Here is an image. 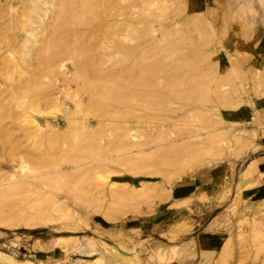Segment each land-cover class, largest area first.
<instances>
[{
    "label": "rangeland",
    "instance_id": "rangeland-1",
    "mask_svg": "<svg viewBox=\"0 0 264 264\" xmlns=\"http://www.w3.org/2000/svg\"><path fill=\"white\" fill-rule=\"evenodd\" d=\"M55 2L0 0V104L10 109V114H20L19 122L14 124L17 128L15 132L29 149L39 150L51 136L70 132L66 140L56 143L57 148L51 153L56 154L49 160L57 162L54 170H59L60 164L61 168L67 167V174H72L75 165L80 163L77 165L67 161L64 154L68 151L67 147L77 140L83 141L86 138L84 136L95 132L97 139L93 144L98 150L101 148V151L104 147V152L96 157L88 152L87 159L81 161L79 167L82 164L89 167L105 165L109 156L117 155L114 157L117 161L111 158L114 163H111L113 166L108 163L111 162L109 159L106 165L110 168L107 167V170H102L104 167L100 166L102 168L99 167L101 170L98 169L97 174L96 170L93 171L89 178H81L82 182L79 178L78 186L79 183L85 187L89 185V193L86 191V194L84 192L79 195L78 187L74 188L75 183H71L72 179L61 178V183L69 181L61 184L57 177H53L54 180L46 179L47 182L44 180L46 176L42 179L40 175V178L39 174L50 166L40 170L38 175L28 174L30 178L34 176L32 180L22 176L23 170L17 162L18 155L5 152L6 145L3 146L2 141L4 136L0 131V176L5 175L4 181L0 179V188L8 190L12 183L15 188L0 197V201L14 200L24 205L43 197L45 199L50 193L55 196L47 207L51 219L38 227L25 224L15 227L0 225V252L16 264H87L83 260L92 259L88 256L91 249L97 251L94 259L101 258L95 264H264V0H104L98 11L102 13L108 9L109 17L103 16L102 20L93 18L91 13V16L88 13L77 15L79 18L76 16L73 23H66L63 32L55 33L53 42L54 39L48 38L47 33L42 34L41 29L56 17ZM82 20H89L90 23L80 26ZM101 22L106 27L99 32L96 29ZM120 29L123 31L114 33ZM74 33L80 34V39H74ZM16 37L17 41L14 40ZM41 39L46 41L40 49L41 53L45 52L42 53L45 58L58 52L60 55L49 65L45 64L44 75L40 76V79L43 78L41 86L45 83L43 89L41 86V90L34 87L31 92L35 93L33 96L28 100L20 96L21 100L16 99L14 105L13 97L2 94L1 89L12 84L11 72L19 76L24 72L26 74L24 54L28 48H38V40ZM175 39L181 40V43L174 42ZM169 41L178 44V47L174 45L167 61L181 69L175 81H165L164 77L159 80L166 86L172 87L175 82L178 89L181 87L177 97L179 99L167 101L157 111L146 106H134L131 110L135 112L132 113L135 118L130 115L124 119L115 118V121L114 118L107 121L106 117L100 116L103 111L111 108L100 99L96 101L97 111H89L93 98L84 87L87 82L75 75V63L84 62L85 56L83 52L74 51V48L91 45V54L97 58L102 72L106 69L119 70L122 66H117V61L122 64L132 63L137 57L149 54L150 50L161 48ZM49 47L53 50H48ZM198 57L200 59L197 60ZM187 58L196 60L195 63H189L194 68L184 66L182 60ZM196 62L200 64L199 67ZM35 63L41 68L38 64L40 60ZM181 74L185 75V79L182 77L180 81L178 79H181ZM189 76L196 80L189 79L190 84L187 83ZM200 81L208 86L204 88L198 83ZM199 84L204 90L199 89ZM186 90H190L191 93L187 92L191 96L184 93ZM44 94L45 100H42L41 95ZM185 95H188L187 98L190 96L191 100ZM206 96L207 99L204 98ZM26 101L32 103L28 121H25L22 107L29 103ZM114 108L128 109L124 106ZM2 113L4 109L0 106ZM138 115L139 119L155 116L164 118V121L156 119V122L153 119L154 123L150 120L152 124L138 123L135 121ZM0 122L10 127L11 117ZM125 124L130 127L131 134L128 129V134L121 137L122 140L125 138L123 142H134L130 148L138 142L146 143L141 146L143 150L138 149L140 145L137 144V148H125V151L120 149L121 155H115L111 150L114 151L116 143L111 142L113 149L109 153L106 151L107 145L112 139H119L117 133L124 135ZM115 125L125 127L121 126L122 130L118 131ZM100 126L102 133H105L102 136L97 133ZM197 143L202 145L198 146ZM184 144H196V150L202 147V151L196 154L189 149L191 151L187 152L190 154L183 153L182 160H179L180 157L169 164L163 160V164L162 157L176 154L171 152L173 148L178 146L175 148L178 149ZM175 149L173 152H178ZM139 150L141 152L138 154ZM155 151L158 153L154 154ZM152 155L155 156L152 158ZM119 157H123L124 162L127 158L139 157L135 159H138L135 164L139 165L137 169L141 173H133V167H128V163L123 164ZM253 159L256 163L249 168ZM87 165L82 168L88 170ZM81 167L80 171L76 167L75 172H81ZM36 175L39 178H35ZM19 179L29 181L23 183ZM47 183L49 186L61 185V188L55 186L53 191V187L49 188ZM145 186L155 191L137 196L139 189ZM116 188H127L125 190L137 195L132 193L135 199L122 200L121 203L119 197H114ZM157 190L161 192L155 195ZM112 197L119 200H113ZM118 202L120 204H115ZM117 206L121 207L117 209ZM135 206H140L139 210L136 208L140 213L132 209Z\"/></svg>",
    "mask_w": 264,
    "mask_h": 264
},
{
    "label": "bare ground",
    "instance_id": "bare-ground-1",
    "mask_svg": "<svg viewBox=\"0 0 264 264\" xmlns=\"http://www.w3.org/2000/svg\"><path fill=\"white\" fill-rule=\"evenodd\" d=\"M102 1H104V0H56V2L54 3V14H55V16L56 17H53V21L49 24V25H47L46 27L45 26H43L42 27V29H41V33L42 34H45V33H47L48 35H47V37L49 38V37H52L51 39H54L53 40V42L55 41V37H54V35H55V33H57V32H63L64 31V28H65V26H66V23H68V22H72L73 23V21L78 17L77 15H81V14H85V13H91L93 16V18H95V19H102L103 20V16L104 17H109V14H108V9L105 11V12H99L98 11V7L99 6H102V5H100L101 3H103ZM107 3H108V1H106ZM103 5H105V3L103 4ZM107 8H109V6L107 7ZM100 9V8H99ZM104 10V9H103ZM102 11V10H101ZM87 15V14H86ZM90 15V14H89ZM77 16V17H76ZM88 16V15H87ZM91 16V15H90ZM79 18V17H78ZM80 18H82V16L80 17ZM84 18V17H83ZM91 18V17H90ZM89 18V19H90ZM62 19H63V21H62ZM78 20H80V22H81V19H78ZM89 21V20H88ZM88 21H84L83 22V20H82V23H81V25L80 26H82L83 25V23L85 24V23H90V22H88ZM79 22V21H78ZM71 23V24H72ZM73 25V24H72ZM76 25H77V23H76ZM69 26V25H68ZM67 26V27H68ZM78 26H79V24H78ZM87 26V25H86ZM106 27V24L105 23H103V22H101V23H99V24H97V31H99V32H102L104 29L103 28H105ZM106 31V30H105ZM117 32H114V33H118L119 31H123V29H120V30H116ZM74 32V31H73ZM97 33V32H96ZM107 33V32H106ZM62 34V33H61ZM61 34H59V35H61ZM102 35H104L103 33H102ZM63 36V35H62ZM80 34H78V33H74V35H73V37H74V39H76V38H78V39H80ZM54 37V38H53ZM71 37H72V35H71ZM76 37V38H75ZM63 38H65V37H63ZM44 39V38H43ZM56 39H57V35H56ZM72 39V38H71ZM177 39V38H176ZM176 39H175V41L174 42H177L178 43V41L181 43V40H177L176 41ZM187 39V38H186ZM15 41H17V37L14 39ZM13 40V41H14ZM73 40V39H72ZM39 41V43H40V45H39V47L38 48H36V49H34V48H31V49H27L26 50V53L24 54L25 55V57L23 58V62H24V66H25V69H24V71H26V74H24V73H22L20 76L19 75H17V74H15V73H13V72H11L12 73V75H11V78H12V84H10L9 86L7 85V87L4 89V90H2L1 89V93L2 94H4V95H8V96H10V97H13V101H14V105H15V101H16V99L18 100V99H20L21 100V97L22 98H25V100L27 99L28 100V98H30V96L32 95H34L35 93H31V92H33V89H34V87H36V88H38L37 90H39L40 89V86H41V82L43 81L42 79V77H43V71H45V64L46 65H49V63H51L53 60H56L55 58H57L59 55H60V52H58V54L56 53V54H51L50 56H46V58H45V56L43 55V54H45V52L42 54L41 53V51H40V49H41V47L43 46V43H45L46 41H44V40H38ZM59 41H60V37H59ZM59 41H57V42H59ZM62 41V40H61ZM77 41H79V40H77ZM84 41V40H83ZM86 41V40H85ZM87 41H89V42H91L89 39L87 40ZM173 40H171V42H172ZM49 42H50V40H49ZM75 42H76V40H75ZM80 42V41H79ZM170 41H169V43L167 42L166 43V45H164L163 47H161V48H154V49H152V50H150L151 52L149 53V54H147L146 53V55L144 54V55H141L140 57H137L136 59H134V61L132 62V63H129V64H122V62H120V61H117L118 63L116 64L117 66H122L121 67V69H119V70H115V71H113V70H105V71H100V67H99V64H98V61H97V58H95L94 56H92V54H91V52H92V50H93V48H91V45H90V47L88 46V47H86L87 46V44H85L86 46H78L76 49L74 48V51H78V52H83L82 54H83V56H85V57H83V58H85L84 60V62H76L77 60L75 59V69H76V74L75 75H77V76H79V77H82V78H84L85 80H86V84L84 85V87H85V89H87V91H89V93L91 94V97L93 98V99H91V101H90V107H89V111L90 110H92V111H94V112H96L97 110V105H98V103H96V101H98L97 99H100V101L101 102H103V103H105V104H108L109 106H111V108L110 109H108V110H106V111H103L101 114H100V116H102V117H106V119H107V121H111L113 118H114V121H115V118H119V119H124L125 117H127L128 118V116H133L134 117V115L132 114L134 111H132L131 109L134 107V106H138L139 108L141 107V108H144L145 106L147 107V108H150V109H152V110H154V111H157L159 108L161 109L162 107V105L164 104V103H168L167 101H175V100H173V99H179V98H177L178 97V95L181 93L180 91V89H181V87H180V89H178V86H176L174 83H173V85H172V87H170L171 85H169V86H166L165 84H162L161 82H160V80H159V78H161V77H164V80L166 81V79L167 80H169V82H172V81H175L176 80V77H177V73H179V71H180V67H178V66H176L175 65V63L173 64L171 61H167V59H168V57H170L171 56V54H172V49H173V47H178L177 45H175L176 43H171ZM14 43V42H13ZM48 43V42H47ZM60 43V42H59ZM74 43V42H73ZM84 43V42H83ZM88 43V42H87ZM52 44H54V43H52ZM72 44V43H71ZM77 44V43H76ZM76 44L73 46V47H75L76 46ZM81 44V43H80ZM55 45V44H54ZM60 45V44H59ZM68 45H69V47L71 48V46H70V43H68ZM175 45V46H174ZM46 45H44V47H45ZM48 46H50V45H48ZM57 46V45H56ZM66 46V45H65ZM47 47V46H46ZM68 47V46H67ZM55 48V47H54ZM56 48H58V46L56 47ZM44 49V48H43ZM71 49H73V48H71ZM174 49H176V48H174ZM48 50H53L52 48H50L49 47V49ZM56 50V49H55ZM65 50H66V48H65ZM67 50H69V49H67ZM63 51H64V49H63ZM62 52V51H61ZM65 52V51H64ZM66 53H67V51H66ZM65 53V54H66ZM69 53H70V51H69ZM76 53V52H75ZM93 53V52H92ZM61 54H63V52L61 53ZM68 54V53H67ZM74 54V53H73ZM82 54H80V55H82ZM80 55H79V57H80ZM74 56V55H73ZM72 56V57H73ZM64 57H66L65 55H64ZM75 57H76V54H75ZM78 57V58H79ZM98 57V56H97ZM128 57H130V55L128 56ZM190 58H191V56H189ZM74 58V57H73ZM190 58H187L186 60H182L183 62H184V66H186V67H190V65L191 64H189V63H191L192 61H193V63H195V61L193 60V59H190ZM194 58V57H193ZM203 58V57H202ZM35 59H37L38 61H36ZM81 59V58H80ZM184 59V58H183ZM189 59V60H188ZM195 59H196V57H195ZM198 59H200V57H198L197 58V60ZM35 60V61H34ZM39 60L41 61V63H38L39 62ZM60 60V59H59ZM62 60V59H61ZM100 60V59H99ZM123 60V59H122ZM203 60V59H202ZM201 60V61H202ZM182 61H180V63L182 62ZM35 62H37L39 65H41V68L39 67V66H37L36 65V63ZM59 62V61H58ZM174 62H176V61H174ZM179 62V61H178ZM56 63V62H55ZM177 63V62H176ZM197 63V62H196ZM199 63L201 64V62H200V60H199ZM185 64H189V66L188 65H185ZM199 64V65H200ZM42 65H44V66H42ZM182 65H183V63H182ZM197 65H198V63H197ZM197 65H195V67L197 66ZM199 65H198V67H199ZM53 66H54V63H53ZM49 67V66H48ZM192 68H194L193 67V65L191 66ZM190 67V68H191ZM51 68H52V66H51ZM42 69V71L41 72H39L40 70ZM49 69V68H48ZM183 74V73H182ZM181 74V79H178V80H182V77H184V79H185V75H182ZM184 74H186L185 72H184ZM191 75V74H190ZM193 75V74H192ZM195 75V74H194ZM193 75V76H194ZM40 76H42L41 78L42 79H40ZM187 76V75H186ZM195 76H197V75H195ZM190 77V78H189ZM188 77V79H186V80H189V79H191V76H189ZM201 77V76H200ZM179 78V77H178ZM198 78H199V75H198ZM202 78V77H201ZM196 80L195 79V77H192V79L191 80ZM83 80V79H82ZM191 80H189V81H187V83H189L190 84V81ZM197 80H199V79H197ZM200 80H202V79H200ZM185 81V80H184ZM203 81V80H202ZM14 82H16L15 84H14ZM85 82V81H84ZM82 83V82H81ZM178 83V82H177ZM185 83V82H184ZM194 83V82H193ZM197 83V82H196ZM198 83H201V81L200 82H198ZM203 83V82H202ZM201 83V85L204 87V88H206V86H208L206 83L203 85ZM43 84V83H42ZM45 84V83H44ZM44 84L41 86V88L43 89V86H44ZM195 84V83H194ZM193 84V85H194ZM181 85V84H180ZM179 85V86H180ZM188 85V84H187ZM200 84L198 85V86H200L199 87V89H203L204 90V88H201L202 86H201ZM191 86V85H190ZM195 86V85H194ZM198 86H196V88L195 89H197L198 88ZM82 87V86H81ZM188 89V88H187ZM190 89V88H189ZM194 89V90H195ZM199 89H197V91L199 90ZM208 89V88H207ZM41 90V89H40ZM192 90H193V87H192ZM34 91H36V89L34 90ZM182 91H184V90H182ZM188 90H186V92H184V93H188L187 92ZM200 91H202V90H200ZM7 93V94H6ZM189 93H191V92H189ZM188 93V95H190ZM196 93H198V92H196ZM194 95H195V93H193ZM204 94V93H203ZM16 95H19V97H16ZM182 95V94H181ZM184 95V94H183ZM187 95V96H188ZM21 96V97H20ZM42 97V100H45V94L44 95H41ZM186 96V95H185ZM187 96H186V98H187ZM191 96V95H190ZM189 96V97H190ZM207 96H209V95H207ZM207 96L206 97H204V98H206L207 99ZM214 96V95H213ZM219 96V95H218ZM188 97V98H189ZM210 97H212V96H210ZM96 98V99H95ZM187 98V99H188ZM192 98H193V95H192ZM186 99V100H187ZM190 100H191V98H189ZM208 99H209V97H208ZM183 100V99H182ZM30 101V100H29ZM29 101H26V102H29ZM212 101V100H211ZM25 102V101H24ZM31 102V101H30ZM27 103V104H23L22 105V107H24L23 109H24V111H23V115H25V121H28L30 118H29V109H30V107H32V103ZM99 102V101H98ZM31 104V106H29V105ZM89 104V103H88ZM172 104H174V103H172ZM25 105H27V106H25ZM44 105V104H43ZM0 106H1V108L2 109H4V113H2V114H0V121H4L5 119H7L8 117H11V126L10 127H8V126H6L5 124H2L1 122H0V131L2 132V136H4L3 137V139H2V141H3V146L4 145H6V148H4L5 149V152L7 151L8 153L9 152H11L12 154H13V152H15L14 154H16L15 156H17L18 155V160H17V162H18V165L20 166V168H21V170H23L22 172H21V175L22 176H28V174H29V176H30V173H32L33 175H34V173L35 174H37L38 175V173L40 172V170L42 171V169H45V168H47L48 166H50L49 168H48V170H51L49 173H48V170H43V173L41 172L40 174H39V177H40V175H41V177H42V179H44V177H45V182H47L46 181V179H52V180H54L56 177L58 178V179H60V183H61V178L62 179H65L66 180V178H68V179H72V181H71V183H75V187L74 188H77V190H79L78 192H79V195H80V193H82V194H84V192H85V194H86V191L88 190V188L87 187H85L84 186V184L83 183H79V186H78V182L77 181H79L80 182V180H81V178H87V176H88V178L91 176L90 174H92V172L93 171H95L96 172V174H97V170L99 169V170H101L100 168H102V167H104V168H102V170L103 169H105L106 168V170H107V167H109V166H107L106 165V163H107V161H109V159H111V158H113V160H115L114 159V157L116 158L117 157V155H116V153H119V152H121L122 153V151H125V150H123V149H125V148H128V149H130V150H132L131 148H137V146H139L140 145V147H138V149H141V146L143 147L146 143H143V144H139L140 142H135V143H137V144H139V145H135L134 144V146L133 147H131L130 148V146L134 143V142H127L126 140L123 142V140L125 139H123L122 140V138L123 137H125L126 135V133L128 134V129L130 128H128L127 126H126V124H128V123H126L125 124V126H126V129H124V130H126L125 131V133H124V135L122 134L121 136H120V133H117V137H118V134H119V139H116V140H114V141H116V142H114L113 141V139H112V141H110V144L109 145H111V146H109V145H107V148H108V146H109V148L110 149H108L107 150V148H106V151H109V150H111V149H113L112 148V143H116L115 145H114V151L113 150H111V153L113 152V153H115V155L116 156H113V157H111L110 158V156L108 157V159L106 160V163H105V165H106V167H105V165H104V163H103V165H99V166H97L96 167V165H94V167L93 166H91V167H89V165H87V164H82L83 166L85 165H87V168H88V170L87 169H83L81 166V168L83 169L81 172H79L80 170H79V165H81V161L83 162V160H86L87 159V157L88 156H86V154L89 152L90 154H92V157H96L97 155H99L100 153H102V152H104L103 150H104V147H102V151H101V148H100V150H98L97 149V147H96V145H94L93 143L96 141V139H97V134H96V132L95 133H93V134H90V135H86V136H84V137H86V138H84L83 139V141H81L80 142V140H79V142H77V141H75V143H73L71 146H66L67 147V149L66 150H68V151H66L64 154L66 155L65 157L67 158V161H69V163L71 162V164L73 163V164H77L78 165V163H80L78 166H76L75 165V167L74 166H72V167H74V169H73V172H75V169H77L78 167V170H76L77 172H75V173H73V172H71L72 174H67L68 173V171L66 170V168L63 166L62 168H61V166L62 165H60V164H58V167H60L59 168V170L57 169V170H54V169H56V168H53V167H56L57 166V162L53 159L52 161H54V162H50L49 160H51V156H56V154H51L52 152H53V150H55L57 147H56V143H58L60 140L62 141V140H66V138H68L69 137V135H70V132H63V134H55V135H53V136H51L50 138H49V141L47 142V141H45V142H47L46 143V145H45V142L43 143V146H42V148H39V150H32V149H29V147H27V146H25V144H24V142L22 141V139H21V137L18 135V134H16V126L14 125L17 121L19 122V118H20V114H18V113H9L10 112V109H8L5 105H3V104H0ZM45 106V105H44ZM117 106H124V107H128V109L127 110H124V109H121V108H114V107H117ZM136 108V107H135ZM99 109V108H98ZM161 111V110H160ZM170 112L171 111H173V110H169ZM175 111V110H174ZM25 113V114H24ZM135 113V112H134ZM188 116H190V115H188ZM152 117V116H151ZM151 117H146V119H145V117H143V119L142 118H140L139 119V115H138V120L136 119L135 121H137L138 123H145V124H148V122L150 123V124H152L151 123V121L153 120V119H155V121H156V119L158 120V121H164V118H156L155 116H153V118H151ZM126 118V119H127ZM135 118V117H134ZM150 118V119H149ZM133 119V118H132ZM151 120V121H150ZM165 120H167V119H165ZM185 120V119H184ZM106 121V120H105ZM125 121V120H124ZM128 121V120H127ZM134 121V120H133ZM134 121V122H135ZM119 122V121H118ZM153 122V121H152ZM157 122V121H156ZM154 123V122H153ZM130 124H132V123H130ZM149 124V125H150ZM160 124V123H159ZM101 125H102V123H101ZM154 126L156 125V124H153ZM161 125V124H160ZM103 126V125H102ZM102 126H100L101 128H97L98 129V131H97V133H101V135H99V136H102V135H104L102 132L103 131H101L102 130ZM116 127V129H117V125H115ZM121 126H123V127H121ZM120 127L121 128H124L125 126L124 125H121ZM143 126H144V124H143ZM120 127H118V131H119V129H121ZM157 127V126H156ZM105 128V127H104ZM112 128H114V127H112ZM111 128V130H115V131H117L116 129H112ZM131 128H132V126H131ZM108 129V128H107ZM133 129V128H132ZM110 130V131H111ZM122 130V129H121ZM124 130H123V132H124ZM131 129H129V134H131V131H130ZM133 130H135V128L133 129ZM132 130V131H133ZM104 132H105V129H104ZM122 132V133H123ZM107 133V132H106ZM193 133V132H192ZM162 134V133H161ZM160 134V135H161ZM1 135V134H0ZM110 136H111V134H110ZM114 136V135H113ZM195 136V135H194ZM79 137V136H78ZM112 137V136H111ZM122 137V138H121ZM159 137V136H158ZM196 137V136H195ZM1 138V137H0ZM47 138V137H46ZM120 138H121V140L122 141H120ZM155 138V137H154ZM161 138V137H160ZM189 139V138H188ZM197 139H200V138H196V140ZM205 139V138H204ZM207 139V138H206ZM205 139V140H206ZM46 140V139H45ZM98 140H100L101 142H102V140L101 139H98ZM110 140V139H109ZM192 140H194V139H192ZM118 141V142H117ZM184 141V140H183ZM239 141H240V139H239ZM64 142V141H63ZM99 143L101 146H102V143ZM112 142V143H111ZM123 142V143H122ZM126 142L127 143H129V144H126ZM142 142H144V141H142ZM187 142V141H186ZM242 142V141H241ZM240 142V143H241ZM185 143V142H184ZM65 144V143H64ZM96 144V143H95ZM177 144H179V143H177ZM180 144H182V143H180ZM198 144V143H197ZM242 144V143H241ZM67 145H68V143H67ZM172 145V144H171ZM175 145V144H174ZM200 145H202V144H198V146H200ZM3 146H2V151H4V149H3ZM59 146L61 147V144H59ZM105 146V145H104ZM136 146V147H135ZM170 146V145H169ZM59 147V148H60ZM165 147V146H164ZM173 147H175V146H173ZM176 147H178V146H176ZM175 147V148H176ZM196 147H197V145L195 144H184V145H181V146H179V148L178 149H175V148H173V150L175 149V150H177L178 152H173V150L171 151L172 153H176V154H168L167 156H165V157H162L161 159H162V162H163V160H164V162H165V160L167 161V163L169 164V162L171 163L172 161H174L175 159H179L180 157H181V159H179V160H182L183 158V153L185 154V152L186 153H188L189 151H191V150H193V152H195L196 154L197 153H199L200 151H202L201 150V148L200 149H198V150H196ZM160 148V147H159ZM167 148V147H166ZM169 148V147H168ZM171 148V147H170ZM62 149V148H61ZM120 149H122V151L120 150ZM128 149H126V151L128 150ZM162 149H164V148H162ZM172 149V148H171ZM171 149H169V150H171ZM189 149H191V150H189ZM205 148H203V150H204ZM52 150V151H51ZM58 150V149H57ZM116 150H118V151H116ZM120 150V151H119ZM141 150H143V148L141 149ZM156 150V149H155ZM160 150V149H159ZM187 150H189L188 152H187ZM72 151H74V153H71ZM158 151V150H157ZM157 151H155L154 152V154H156V153H158ZM161 151V150H160ZM166 151V150H165ZM167 151H168V149H167ZM204 151H206V150H204ZM58 152V151H57ZM139 152H141L140 150L138 151V154H139ZM163 152H164V150H163ZM168 152H170V151H168ZM10 153V154H11ZM54 153H56V151L54 152ZM59 153H61V152H59ZM106 153V152H105ZM109 153H110V151H109ZM143 153V152H142ZM152 153V152H151ZM194 153V154H195ZM203 153V152H202ZM13 154V155H14ZM120 154V153H119ZM153 154V153H152ZM162 154V153H161ZM188 154H190V153H188ZM191 154H193V153H191ZM206 154V153H205ZM12 155V156H13ZM108 155V154H107ZM121 155V154H120ZM164 155V154H163ZM163 155H160V156H163ZM182 155V156H181ZM202 155V154H201ZM200 155V156H201ZM143 156V155H142ZM144 156H147V155H144ZM150 156H151V154H150ZM155 156V155H154ZM153 155H152V158L154 157ZM194 156V155H193ZM195 156H197V155H195ZM199 156V155H198ZM121 157V156H120ZM119 157V158H120ZM133 157V156H132ZM141 157V156H140ZM147 157H149V156H147ZM16 158V159H17ZM119 158H118V161H119ZM136 158H139V157H136ZM135 158V159H136ZM151 158V157H150ZM166 158V159H165ZM122 159H123V157H122ZM121 158H120V161H123ZM126 159V158H125ZM124 159V160H125ZM128 159V158H127ZM125 160V162L123 163V164H130V166H128V167H133V169H132V172L133 173H135V174H139V173H141V170L140 169H137L138 168V164L136 163L135 164V161L137 162L138 161V159L137 160H135V159H133V158H131L130 157V159L129 160ZM140 159V158H139ZM145 159V158H144ZM157 159H158V157H157ZM105 160V159H104ZM113 160L111 159V162H108V163H112L113 162ZM153 160V159H152ZM115 161H117V160H115ZM140 161H142V159L140 160ZM156 161V160H155ZM101 162V161H100ZM158 162V161H157ZM162 162H160V163H162ZM164 162H163V164H164ZM114 163V162H113ZM119 163V162H118ZM134 163V165H132ZM146 163H147V161H146ZM149 163V162H148ZM155 163V162H154ZM166 163V164H167ZM255 163H256V161L253 159L252 160V162L249 164V168L250 167H252V166H254L255 165ZM100 164H102V163H100ZM127 164V165H128ZM142 164V163H141ZM140 164V165H141ZM144 164V163H143ZM150 164V163H149ZM159 164V163H158ZM168 164H167V166H168ZM175 164V163H174ZM60 165V166H59ZM93 165V164H92ZM112 166H113V164H111ZM117 165V164H116ZM132 165V166H131ZM137 165V166H136ZM152 165V164H151ZM172 165V164H171ZM100 166H102V167H100ZM111 166V167H112ZM136 166V168H135V170H134V167ZM144 166H146V165H144ZM165 166V165H164ZM175 166V165H174ZM77 167V168H76ZM100 167V168H99ZM173 167V166H172ZM172 167H171V169H172ZM52 168H53V170H52ZM70 168V167H69ZM110 168V167H109ZM140 168H142V166L140 167ZM170 168V167H169ZM130 170H131V168H129ZM109 170H111V169H109ZM134 170V171H133ZM38 171V172H37ZM44 171L46 172V173H44ZM66 172V173H65ZM156 172H157V170H156ZM159 173L161 172V170L160 171H158ZM172 172V171H171ZM31 174V175H32ZM46 174V175H45ZM52 174V176H47V175H51ZM32 175V177H34ZM37 175L35 176V178H39V177H37ZM28 176V177H29ZM94 176V175H93ZM11 177V176H10ZM9 177V178H10ZM32 177L30 178L29 177V180L31 179L32 180ZM40 177V178H41ZM52 177V178H51ZM53 177H55V178H53ZM79 178H80V180H79ZM0 179H1V181H4L5 180V175H2V176H0ZM27 179V178H26ZM58 179H57V181H58ZM84 179V180H85ZM20 181L19 182H21V181H23V180H21V179H19ZM29 180H24L23 181V183L25 182V181H29ZM44 180H41V181H43V183H45L44 182ZM50 180H48V182H50ZM65 180L64 181H62L63 183H61V184H64V182H65ZM88 180V179H87ZM26 182V183H27ZM34 182V181H33ZM32 182V183H33ZM36 182V181H35ZM67 182H69V181H67ZM67 182H65V183H67ZM81 182H82V180H81ZM14 183H16V182H14ZM36 183H38V181L36 182ZM59 183V182H58ZM57 183V185H59ZM85 183V182H84ZM92 183V182H91ZM17 184V183H16ZM29 184H31V182L29 183ZM40 184V183H39ZM48 184V183H47ZM46 184V185H47ZM72 184V185H73ZM76 184H77V186H76ZM86 184H87V181H86ZM12 186H11V188L9 187L8 188V190H6V189H4V190H2V188H0V197H3L6 193H10V192H12L13 190H15V188H14V185H13V183L11 184ZM19 185V184H18ZM18 185H15V187H17ZM23 185H25V184H23ZM54 184H50V186H52V187H50L49 186V184L47 185V186H49V188H52V190L53 191H55L54 190V188H55V186H53ZM80 185H82V188H81V186ZM92 185V184H91ZM20 186V185H19ZM22 186V185H21ZM20 186V187H21ZM61 185H59V187H57V188H61L60 187ZM93 186V185H92ZM84 187V188H83ZM13 188V189H12ZM29 188V187H28ZM57 188H56V190H57ZM80 188V189H79ZM125 189H127V188H125ZM125 189H118V188H116L115 190H114V192H115V194H116V196H114V193H113V196L114 197H119L120 199H121V203H122V200L124 201V200H132V199H135V195L134 194H136V193H134L133 191H132V193H134V194H132L131 193V191L130 190H125ZM6 190V191H5ZM93 190V189H92ZM82 191V192H81ZM139 191H140V193L137 195V196H141V195H148V194H151L152 192H154L155 191V189L154 188H151V187H143V188H141V189H139ZM52 192V191H51ZM161 192V190H157V194H155V195H158V193H160ZM89 193V191H87V194ZM49 195H51L50 197H48ZM49 195H47V197H45V199H44V197H43V199H41V200H35V201H29L27 204H24V205H22L21 204V202H18V201H5V200H1L0 201V225H3V226H7V227H15V226H17V225H19V224H25L26 226H29V227H33V228H35V227H38L39 225H41V223H45V222H47V221H49L50 219H51V215H49V213L47 212V207L50 205V202H52V200H53V197H55L54 196V194L52 195L51 193L49 194ZM154 195V197H156ZM161 195V194H160ZM83 196V195H82ZM151 197V196H150ZM154 197L152 198V199H154ZM158 198H159V196H157ZM119 198L117 199V198H115V199H117V200H119ZM111 199H113V197L111 198ZM115 199H113V200H115ZM28 200V199H27ZM5 201V202H4ZM26 201V200H25ZM115 202V201H114ZM117 202V201H116ZM126 202V201H125ZM125 202H124V204H125ZM129 202V201H128ZM141 202V201H140ZM127 203V202H126ZM142 203V202H141ZM115 204H120L119 202L118 203H115ZM128 204V203H127ZM135 204V203H134ZM112 205H114L113 203H112ZM111 205V207H113ZM129 205V204H128ZM110 206V205H109ZM108 206V207H109ZM131 206V205H130ZM134 206V205H133ZM110 207V208H111ZM121 207V206H120ZM119 207V208H120ZM118 208V206H117V209H119ZM132 208V207H131ZM138 208H140V206H135L134 208H132L133 210H137ZM116 209V208H115ZM132 210V211H133ZM139 210V209H138ZM137 210V212L138 213H140L139 211ZM135 211H133V212H135ZM141 214H143V213H141ZM118 246L116 245V247L115 248H117ZM92 250V249H91ZM90 250V252H89V257H91L92 259H90V260H83L84 262L83 263H87V264H93L94 262H98L101 258H97V259H94V257H95V255H97V251L95 252L94 250L93 251H91ZM120 250H122L121 248H120ZM117 251H119V250H117ZM123 251V250H122ZM121 251V252H122ZM124 252V251H123ZM125 253H126V251H125ZM124 254V253H123ZM129 254H131L130 252H129ZM135 254V253H134ZM133 254V255H134ZM126 255H128V254H126ZM99 256V255H98ZM127 257H129V256H127ZM3 261H5L6 262V264H16V262H14L11 258H9V257H7L6 255H4V253H2V252H0V264H1V262H3ZM100 262V261H99ZM30 263V262H29ZM24 264H28V263H24ZM32 264V263H31ZM95 264V263H94Z\"/></svg>",
    "mask_w": 264,
    "mask_h": 264
},
{
    "label": "trees",
    "instance_id": "trees-1",
    "mask_svg": "<svg viewBox=\"0 0 264 264\" xmlns=\"http://www.w3.org/2000/svg\"><path fill=\"white\" fill-rule=\"evenodd\" d=\"M36 233V231H34Z\"/></svg>",
    "mask_w": 264,
    "mask_h": 264
}]
</instances>
